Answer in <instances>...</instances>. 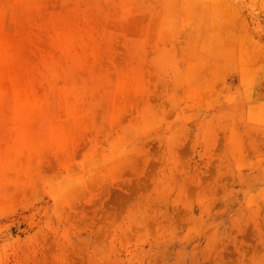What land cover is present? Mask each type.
<instances>
[{"label":"rangeland","instance_id":"obj_1","mask_svg":"<svg viewBox=\"0 0 264 264\" xmlns=\"http://www.w3.org/2000/svg\"><path fill=\"white\" fill-rule=\"evenodd\" d=\"M0 264H264V0H0Z\"/></svg>","mask_w":264,"mask_h":264}]
</instances>
